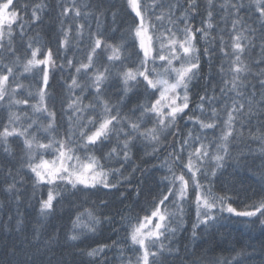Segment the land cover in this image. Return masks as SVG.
<instances>
[{"label":"snow or ice","instance_id":"1","mask_svg":"<svg viewBox=\"0 0 264 264\" xmlns=\"http://www.w3.org/2000/svg\"><path fill=\"white\" fill-rule=\"evenodd\" d=\"M125 3L133 21L114 40L106 32L120 31L118 13L106 8L103 0L96 5L60 0L56 54L30 37L21 57L14 44L17 35L23 39L26 29L42 23L48 5L44 0H0V112L4 113L0 156L7 161L0 167V177L3 191L17 205L26 177L32 197L41 192L40 219L30 230L19 207L14 228L12 216L0 223V229L15 231L18 237L6 245L5 255L10 257L6 264H77V255L87 256V264H109L107 252L118 241L78 249L69 253L71 260L63 249H77V242L94 235L102 223L111 224L110 216L101 217L93 208L77 211L63 235L48 231L44 221L66 195L98 189L119 192L130 184L135 172L145 171L133 165L125 175L138 145L150 158L170 147L164 161L168 175L162 177L166 183L150 210L134 223L129 221L126 240L133 256H125L120 248V264H166L168 258L180 264H256L257 249L249 252L247 246L233 248L230 258L210 259L214 248L200 255L196 250L208 243L205 234L233 217L264 231V195L237 208L231 197L217 194L212 186V178L228 160L247 168L250 159L258 158L261 163L254 174L264 187V0ZM108 12L111 25L101 31V18ZM91 18L96 20L95 32L80 22ZM86 28L87 43L81 48ZM74 46L76 52L69 56ZM202 61L208 65L206 77ZM56 69L68 71L62 85L63 130L50 92ZM217 77L219 83H213ZM200 79L206 80L204 91L194 102L193 82ZM110 87L118 89L115 101L108 95ZM14 141L22 148L19 168L11 163L16 156ZM106 146V153L96 155ZM120 198H127L125 192ZM190 200L195 206L192 248L185 244L182 250L177 234L188 231L185 204ZM101 204L107 207L106 201ZM259 255V264H264V243Z\"/></svg>","mask_w":264,"mask_h":264},{"label":"trees","instance_id":"2","mask_svg":"<svg viewBox=\"0 0 264 264\" xmlns=\"http://www.w3.org/2000/svg\"><path fill=\"white\" fill-rule=\"evenodd\" d=\"M24 2V0H21ZM28 2H34V0H28ZM48 5L45 13L42 14L43 22L38 26H34L30 29H26V35L21 39L18 35L14 41L18 54L23 57L27 53V43L30 37H37L40 45L45 47H51L54 54L57 51V36L59 32L60 23V9L58 4L60 0H44ZM183 2V0H181ZM64 3L70 4V0H64ZM78 3H88L90 5H96L100 3V0H78ZM104 6L118 13L117 26L120 31L112 33L110 30L106 32V35L113 37L114 40H119L121 32L125 31L129 25L132 24L133 15L130 14V10L127 8L125 0H103ZM71 19V15L69 16ZM253 19L255 17L253 16ZM112 16L111 12L106 14V18H101V31L109 28L111 25ZM81 23H86L91 26L92 31L97 30L96 20L91 18L87 21L81 20ZM87 28L85 30V40L81 43L80 47L84 48L87 43ZM131 43V41H129ZM131 50V49H129ZM258 51V50H257ZM76 52L75 46L72 51L68 52V55H73ZM82 54V53H77ZM252 55H256L255 52ZM59 62V60H58ZM203 71L202 75L205 77L208 74V65L206 61H202ZM68 78V71L61 72L59 69L54 70V75L50 80V92L55 100V110L57 112V120L59 124L66 127V119L62 116V103L66 90L62 86L64 80ZM25 84L29 83L28 80L24 81ZM205 79H200L193 82L192 95L193 101L198 102L197 93L203 94ZM213 83H219V77L216 78ZM116 87H110L107 92L115 101L117 99ZM87 102V101H85ZM51 106V102H50ZM127 111V109H125ZM4 113L0 112V122H2ZM184 122L180 123L183 128ZM187 132V129H184ZM115 141H113L114 143ZM173 142V138L169 137L168 144ZM178 143V142H177ZM257 143H252V148H257ZM13 148L16 152V156L11 160L12 165L19 168L20 156L22 154V148L18 141L13 142ZM139 149V150H138ZM108 151L106 146L102 150H96V155H102ZM171 151L170 147L162 148L161 152L155 158L145 156L143 146L138 145V148L133 149L132 162L127 166L125 175L131 172L133 165H140L145 171L143 173L137 171L133 174L131 183H125L120 191L115 190H89L85 192H78L75 196L66 195L65 198L56 205V209L53 215L46 221L45 226L48 231L58 230L61 235L67 232L71 228V219H74L77 211H83L85 208H93L98 215L110 216L112 223H102L98 231L84 239L82 242L78 241L77 249L65 248L63 249V255L66 259H73L69 253L77 251L78 249H88L96 247L99 244H108L111 246L113 241H118L117 247H111L107 252V260L109 264H120L119 249H124L125 256H133L131 244L126 240L129 221L135 222L137 216H143L146 211L150 210L153 198L156 197L163 188L162 177L168 175L167 167L164 166L165 158L168 156V152ZM237 149H233L232 155L235 156ZM170 162V161H169ZM7 161L3 156H0V167L4 166ZM260 159L248 161L249 167H237L232 160L226 162L224 169L218 170L215 178H212L213 190L219 195H225L231 197V202L234 207L243 208L245 203H250L253 200L259 199L264 195V187H262L258 173L260 166ZM119 166V165H114ZM210 167V165L208 166ZM27 172V169L24 170ZM2 177H0V223H4L8 220L9 216L13 217L12 226L14 228L17 208L22 214L25 226L30 230L33 225L40 219L38 212V199L41 194L40 190L37 191L36 197H32L31 181L26 179L23 195L19 205L13 199H10L8 194L3 191L4 185L2 184ZM139 191V195H136V191ZM120 192H125L127 198L121 199ZM194 199V198H192ZM101 201L107 202V207L101 204ZM128 213V214H126ZM228 214L225 213V216ZM185 221L188 231L177 234V239L180 241V246L183 250V245L187 244L189 249L192 248L190 236L191 225L195 221V206L191 203V200L185 204ZM120 222L122 225L116 227L115 225ZM198 232L200 229L197 230ZM116 232V234H115ZM204 239L208 241L206 244H201V247L196 250L197 255H200L207 248H214L213 252H210L209 258H230L235 253L233 248L239 250L242 247L247 246L249 252L253 248L257 249L254 254L256 264H259L260 255L259 248L261 243H264V231H261L259 226L251 227L243 222V218H231L223 223V226H217L211 230V233L205 234ZM18 237L15 231L6 232L0 229V264H6L9 256L5 255L6 245H11L13 242H17ZM167 243V241H165ZM218 245V246H217ZM61 254V250H57V255ZM77 264L83 261L87 264V256H75ZM166 264H180L175 258H168Z\"/></svg>","mask_w":264,"mask_h":264},{"label":"bare ground","instance_id":"3","mask_svg":"<svg viewBox=\"0 0 264 264\" xmlns=\"http://www.w3.org/2000/svg\"><path fill=\"white\" fill-rule=\"evenodd\" d=\"M253 56V55H252ZM255 57V55L253 56V58ZM194 198V197H193ZM126 214H128V213H126ZM122 224L120 223V222H118L115 226L116 227H120ZM115 234H116V232H115Z\"/></svg>","mask_w":264,"mask_h":264}]
</instances>
